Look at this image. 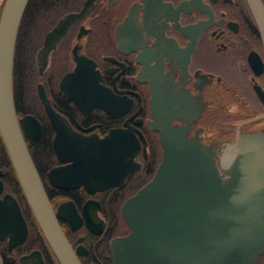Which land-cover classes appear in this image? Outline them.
I'll list each match as a JSON object with an SVG mask.
<instances>
[{
	"label": "flooded vegetation",
	"instance_id": "1",
	"mask_svg": "<svg viewBox=\"0 0 264 264\" xmlns=\"http://www.w3.org/2000/svg\"><path fill=\"white\" fill-rule=\"evenodd\" d=\"M85 1L58 5L72 9L47 17L50 27L37 51L57 21L80 11ZM4 3L0 0V15ZM83 57L93 63L101 86L99 95L94 89L90 92L100 104L88 114L60 86ZM40 75L37 96L41 82L54 109L77 133L104 137L121 129L138 142L133 154L125 156L119 184L93 192L83 184L56 187L49 172L68 162L55 154L56 131L41 102L56 161L47 171L37 172L81 264H113L111 241L129 232L123 203L156 173L162 146L159 131L148 123L154 119V100H168L175 111L172 122L187 125V136L213 145L219 165L243 132L264 130V45L247 0H94L59 40ZM16 113L19 119L30 114L24 106ZM39 137L25 138L26 144ZM62 142L64 151L72 150V138ZM62 175L66 177L65 172ZM0 180V198L10 194L16 199L28 227L24 242L11 244L7 233L12 226L0 224V264H23V257L34 250L40 252L43 264H61L27 203L12 163L3 167L1 159Z\"/></svg>",
	"mask_w": 264,
	"mask_h": 264
},
{
	"label": "water",
	"instance_id": "2",
	"mask_svg": "<svg viewBox=\"0 0 264 264\" xmlns=\"http://www.w3.org/2000/svg\"><path fill=\"white\" fill-rule=\"evenodd\" d=\"M94 0H86L78 12L62 16L46 33L35 63L43 74L57 43L73 22L85 14ZM264 45V7L247 0ZM29 0H5L0 15V136L19 184L48 243L61 264H81L53 212L25 138H37L41 122L33 115L17 117L13 87V57L19 25ZM99 73L84 57L75 70L61 79L68 98L88 111L99 98ZM38 96L56 133L57 158L68 162L52 168L49 180L56 187H78L93 192L124 178L125 156L138 145L135 136L112 129L104 137L77 133L51 104L45 86L37 84ZM94 103L90 104V98ZM149 125L160 133L162 159L154 177L122 206L129 227L127 235L111 241L113 264H257L264 254V130L243 132L221 164L217 149L198 137L187 136V125H175V111L167 101L153 102ZM185 120L186 115H180ZM73 139L72 150L62 139ZM65 172V176L62 173ZM64 178H63V177ZM69 183V184H68ZM0 180V193L2 190ZM8 223L11 244L24 242L27 223L16 199L0 198V224ZM23 264H43L38 250L23 257Z\"/></svg>",
	"mask_w": 264,
	"mask_h": 264
},
{
	"label": "trees",
	"instance_id": "3",
	"mask_svg": "<svg viewBox=\"0 0 264 264\" xmlns=\"http://www.w3.org/2000/svg\"><path fill=\"white\" fill-rule=\"evenodd\" d=\"M69 1L76 4L81 0H29L19 25L14 49L12 87L15 109L24 106L26 112L35 115L43 125L41 136L27 142L33 162L40 172L47 171L56 159L50 150V134L47 130V122L43 119L42 103L36 91L34 92L36 83L43 79L37 72L34 55L42 42L46 29L50 27L47 17L71 10L72 8L58 7V5H68ZM0 159L3 167L11 166L1 137ZM257 264H264V254L261 255Z\"/></svg>",
	"mask_w": 264,
	"mask_h": 264
},
{
	"label": "rangeland",
	"instance_id": "4",
	"mask_svg": "<svg viewBox=\"0 0 264 264\" xmlns=\"http://www.w3.org/2000/svg\"><path fill=\"white\" fill-rule=\"evenodd\" d=\"M40 45H41V44H40ZM39 47H40V46H39ZM39 47H38V48H39ZM35 91H37V90H34V92H35ZM34 92H33V94H34ZM36 94H37V93H36ZM36 94H35V95H36Z\"/></svg>",
	"mask_w": 264,
	"mask_h": 264
}]
</instances>
